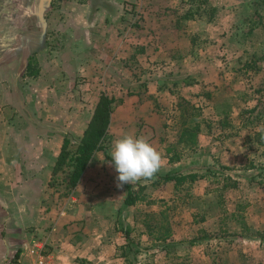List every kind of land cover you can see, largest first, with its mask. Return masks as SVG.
<instances>
[{"label":"rangeland","instance_id":"374dc122","mask_svg":"<svg viewBox=\"0 0 264 264\" xmlns=\"http://www.w3.org/2000/svg\"><path fill=\"white\" fill-rule=\"evenodd\" d=\"M128 10L129 56L82 65V76L68 68L58 121L73 150L101 97L114 98L112 142L143 136L164 166L135 184L141 200L126 207L103 152L72 191L59 164L31 234L48 242L50 264H264V0H147ZM13 24L24 46L29 30ZM185 127L196 129L194 144L181 143Z\"/></svg>","mask_w":264,"mask_h":264},{"label":"crops","instance_id":"0c3cea01","mask_svg":"<svg viewBox=\"0 0 264 264\" xmlns=\"http://www.w3.org/2000/svg\"><path fill=\"white\" fill-rule=\"evenodd\" d=\"M144 2L0 0V264L39 241L31 230L42 226V200L68 133L58 121L66 70L82 76V65H122L133 41L128 9ZM18 22L29 30L24 46ZM58 43L63 52L53 50ZM31 57L40 65H29Z\"/></svg>","mask_w":264,"mask_h":264},{"label":"trees","instance_id":"16d2710c","mask_svg":"<svg viewBox=\"0 0 264 264\" xmlns=\"http://www.w3.org/2000/svg\"><path fill=\"white\" fill-rule=\"evenodd\" d=\"M29 65H33V62L30 61ZM114 102V98H110L108 96L101 97L90 124L85 131V135L77 144L75 149L69 150V139L65 136L64 146L57 166L59 164L63 165L66 163V165L69 167L65 182L67 188L71 191L79 184L83 174L90 164V161L93 159L96 153L103 152L108 161L111 159L109 148L112 142V136L109 133V126L113 113L112 105ZM195 126L198 131L199 125L196 124ZM197 131L195 128L185 127L180 137L181 143L194 144L196 142ZM197 177L198 175L196 174L182 177L167 175L164 177V179L165 181H176L178 184L187 179H190V181H195ZM125 186L127 188V196L125 198L124 204L126 207L135 206L141 200L139 192H135V185L130 184ZM125 235L127 239H131V230H125ZM17 258L19 257L17 256L16 259L13 260L12 264L17 261Z\"/></svg>","mask_w":264,"mask_h":264},{"label":"clouds","instance_id":"9594fccd","mask_svg":"<svg viewBox=\"0 0 264 264\" xmlns=\"http://www.w3.org/2000/svg\"><path fill=\"white\" fill-rule=\"evenodd\" d=\"M110 163L118 173L117 188L152 182L164 166V159L143 136L124 135L112 142Z\"/></svg>","mask_w":264,"mask_h":264},{"label":"built area","instance_id":"2783aa9c","mask_svg":"<svg viewBox=\"0 0 264 264\" xmlns=\"http://www.w3.org/2000/svg\"><path fill=\"white\" fill-rule=\"evenodd\" d=\"M47 241H36L32 247L24 248L25 252L20 255L14 264H50L47 252Z\"/></svg>","mask_w":264,"mask_h":264}]
</instances>
